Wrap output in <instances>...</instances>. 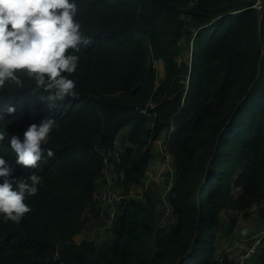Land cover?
Segmentation results:
<instances>
[{
    "label": "trees",
    "instance_id": "1",
    "mask_svg": "<svg viewBox=\"0 0 264 264\" xmlns=\"http://www.w3.org/2000/svg\"><path fill=\"white\" fill-rule=\"evenodd\" d=\"M74 2L91 40L73 53L77 95L49 101L23 77L22 87L0 90V109H16L0 121V156L14 177L41 178L19 223L0 215V264H239L228 252L218 257L215 241L224 214L231 232L232 213L247 218L254 205L264 227V0ZM183 38L191 64L177 59ZM47 118L59 127L42 145L39 166L17 165L11 138L23 141L29 125ZM164 129L176 178L171 218L160 226L159 195H125L144 178ZM120 134L117 161L110 152ZM108 164L124 174L118 212L101 242H77L89 221H100L93 194ZM255 259L264 264V238Z\"/></svg>",
    "mask_w": 264,
    "mask_h": 264
},
{
    "label": "clouds",
    "instance_id": "2",
    "mask_svg": "<svg viewBox=\"0 0 264 264\" xmlns=\"http://www.w3.org/2000/svg\"><path fill=\"white\" fill-rule=\"evenodd\" d=\"M78 6L74 0H0V90L7 83L23 86V78L34 81L38 89L48 93L49 101L64 100L77 95L76 82L69 76L77 70L80 57L76 52L91 40L81 32L75 19ZM51 107V105H50ZM15 107L0 109V121L5 113L12 115ZM59 125L47 118L33 123L23 133V141L13 136L10 148L16 164L35 169L42 159V145L47 144ZM5 135L0 132V142ZM51 157L53 152L48 151ZM13 167L0 156V215L5 221L19 223L31 211L25 202L38 193L41 178L13 176Z\"/></svg>",
    "mask_w": 264,
    "mask_h": 264
},
{
    "label": "rangeland",
    "instance_id": "3",
    "mask_svg": "<svg viewBox=\"0 0 264 264\" xmlns=\"http://www.w3.org/2000/svg\"><path fill=\"white\" fill-rule=\"evenodd\" d=\"M181 43V46H183L184 50L182 49V55L177 59L179 61L186 60L188 64H191L192 55L190 47L188 45L187 47L184 46V44L186 43V40L184 38ZM154 64L157 68L155 85L158 86L161 83L162 78L164 77V65L163 61L160 59H157ZM185 80L186 82L188 81V75L186 76ZM148 105H150L151 107L155 106L153 102L148 103ZM144 110L145 108L142 109V111ZM168 135L169 132L164 129L162 130L160 135L154 141H152L150 148L154 152V156L150 160L148 169L145 172V176L142 179L141 183L133 185L125 195V197L129 198L144 199V191L148 189L153 191V195L155 197L159 195L161 199L158 203V208L161 212L160 226L167 224L169 219L171 218L170 209L168 205V194L176 178V169L173 165V156L167 148ZM121 136L122 134H120L116 139V148L114 147L118 152L122 151L123 149V146H121ZM104 173V176H106V178H109L110 181H112V186L116 189L117 195H119V201L121 203L122 199L120 197V194L122 195L124 189H122V186H120V184L118 183L123 178V172H117L115 169H113L112 164H108L104 166ZM118 176L121 178L119 179V181ZM258 215H260L261 222L255 224L251 220L253 218L257 220ZM234 216H236V223L231 232H228L229 222H225L226 219L231 218V215L229 213L224 214L223 225L217 230V239L215 243L217 247L218 257L222 254V252H228L230 256L235 257L237 259L239 252L244 250L245 247L243 248V246H236H238L242 242L244 235H246L247 229L249 234L257 235V237L259 235L258 227H260L263 223V218L260 214L259 205H254L251 208L250 215L247 218H245L241 212H233L232 217ZM108 226L103 225V222L99 220L94 221L93 219L87 223V226L84 228L83 231L74 236V239L79 242L82 238L85 237L94 238L97 242H101L108 235ZM243 229L245 231H243ZM254 258L256 257L254 256Z\"/></svg>",
    "mask_w": 264,
    "mask_h": 264
},
{
    "label": "built area",
    "instance_id": "4",
    "mask_svg": "<svg viewBox=\"0 0 264 264\" xmlns=\"http://www.w3.org/2000/svg\"><path fill=\"white\" fill-rule=\"evenodd\" d=\"M110 154L113 155V157L117 158V161H119L120 155L115 148L110 152ZM105 162L107 161L105 160ZM120 197L122 199L121 194ZM93 200L101 208L99 213L100 221L103 222V225L110 226L116 216V213L118 212V204L120 203V201L116 189L112 186V181H110L109 178H106V176H104L103 182L99 184V188L94 192ZM258 234V237L257 235H252V244L239 252L237 258L239 264H251V260L253 256L258 252L259 245L264 238V227L258 231Z\"/></svg>",
    "mask_w": 264,
    "mask_h": 264
},
{
    "label": "crops",
    "instance_id": "5",
    "mask_svg": "<svg viewBox=\"0 0 264 264\" xmlns=\"http://www.w3.org/2000/svg\"><path fill=\"white\" fill-rule=\"evenodd\" d=\"M160 60H162V59H160ZM260 206L261 205H259V210H260ZM258 217H259V219H258ZM251 221H253L255 224L256 223H260L261 222L260 215L257 216V220H255V218H253ZM262 228L263 227L260 226V227H258V230H261ZM243 231H245V230L243 229ZM246 231H247L246 235H244V238L242 239V242L240 241L241 243L239 242L240 244L238 246H236V247H242L243 246V248L244 247L246 248V247H248V246H250L252 244V240H253V238L251 237L252 234H249L248 229ZM256 232H257V230H256ZM254 256L256 257V254ZM254 256H253V258L251 260V264H256V259L254 258Z\"/></svg>",
    "mask_w": 264,
    "mask_h": 264
}]
</instances>
